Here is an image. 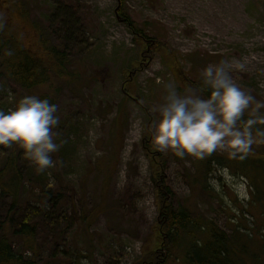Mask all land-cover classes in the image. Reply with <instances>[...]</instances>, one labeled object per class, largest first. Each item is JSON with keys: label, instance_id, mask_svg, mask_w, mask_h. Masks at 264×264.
Masks as SVG:
<instances>
[{"label": "rangeland", "instance_id": "374dc122", "mask_svg": "<svg viewBox=\"0 0 264 264\" xmlns=\"http://www.w3.org/2000/svg\"><path fill=\"white\" fill-rule=\"evenodd\" d=\"M20 1L49 44L63 52V77L52 76L44 87L27 92L4 76L0 65V108L12 107L25 95L44 94L59 106L56 131L66 142L52 154L56 166L40 174L62 189L69 203H62L58 214L24 185L21 205L53 217L45 226L41 217H46H39L30 252L28 243L9 237L17 254L39 264L71 262L77 253L90 257L81 264H134L153 235L157 161L175 206L199 212L228 234L235 225L258 226L244 178L213 161L207 169L208 157L159 151L150 142L149 125L165 83L174 81L181 90L187 81L197 85L202 68L225 59L245 64L233 70L234 80L264 101V0H127L128 17L173 52L181 77L167 67L160 50L142 57L136 36L116 16V0ZM146 60L149 64L133 73ZM261 116L264 107L257 110L255 103L244 114ZM147 140L156 152L150 156ZM214 154L230 156L226 150ZM31 165L28 161L27 168ZM9 204L0 196V222ZM251 234L253 247L264 245V229L258 237Z\"/></svg>", "mask_w": 264, "mask_h": 264}, {"label": "trees", "instance_id": "16d2710c", "mask_svg": "<svg viewBox=\"0 0 264 264\" xmlns=\"http://www.w3.org/2000/svg\"><path fill=\"white\" fill-rule=\"evenodd\" d=\"M116 1V16L136 36L142 47V57L148 58L146 54H150L151 50H160L164 54L167 67L175 77H181L182 67L173 52L164 49L156 39L137 29L124 10L127 0ZM62 53L49 44L48 37L29 19L20 0H0V65L4 76L27 92L42 88L52 76L63 77L65 59ZM147 63L149 64V61L146 60L141 67L134 68L133 73L144 68ZM188 85L198 87L200 80L197 85L187 81L186 86ZM200 94L207 96L209 91L204 89ZM47 96L44 94L41 97L49 98ZM50 100L54 103L53 98ZM257 121L252 126L257 142L251 146L244 159L212 153L205 164L209 169L213 161L231 169L235 176L245 179L250 195L248 204L251 216L258 222V226L248 230L235 225L228 234L199 212L185 205L175 206L172 202L173 192L167 185L161 164L157 161V172L152 178L157 205L153 235L151 241L143 246L140 257L134 264H264V245L260 244L258 249L253 247L254 237L251 234L253 232L258 237L264 229V124H261L258 118ZM146 142L145 151L149 156L155 154L156 152L151 151L150 142ZM155 160L157 157H154L152 162ZM27 162L23 151L17 146H1L0 196L7 197L10 204L4 210V218L0 222V264H39L31 257L17 254L9 241V237H14L28 243L30 252V244L39 229V217H46H41L46 219L42 221L44 226L45 222L52 220L49 217H53L45 210L21 205V190L24 185H31V193L36 194L35 197L42 200L48 208L59 210L58 214L62 203H69V198L65 197L62 189L50 185L48 179L43 180L45 174L41 175L33 165L27 168ZM81 259L90 260V257L77 253L71 262L62 264H81Z\"/></svg>", "mask_w": 264, "mask_h": 264}, {"label": "clouds", "instance_id": "9594fccd", "mask_svg": "<svg viewBox=\"0 0 264 264\" xmlns=\"http://www.w3.org/2000/svg\"><path fill=\"white\" fill-rule=\"evenodd\" d=\"M238 60H221L200 70V85L183 90L176 82L164 84V94L151 111L156 114L149 125L151 144L159 151L175 156L205 159L217 150H226L232 158L244 159L257 142L252 126L257 118L244 120L250 105L264 107L233 76L242 70ZM207 89V96L200 94ZM59 106L49 98L25 95L8 109L0 108V146H17L23 156L43 173L56 166L53 153L66 142L58 140ZM264 122V116L258 118Z\"/></svg>", "mask_w": 264, "mask_h": 264}]
</instances>
